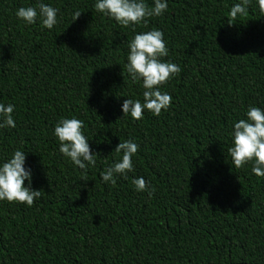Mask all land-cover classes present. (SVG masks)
<instances>
[{
	"label": "trees",
	"instance_id": "16d2710c",
	"mask_svg": "<svg viewBox=\"0 0 264 264\" xmlns=\"http://www.w3.org/2000/svg\"><path fill=\"white\" fill-rule=\"evenodd\" d=\"M39 2L58 9L51 30L16 15ZM166 2L161 16L122 27L97 0H0V104L14 105L16 124L0 128V165L25 152L42 191L30 207L0 201V264H264V177L228 152L234 124L264 111V16L258 0L232 25L241 0ZM154 29L160 59L181 71L160 87L169 109L137 121L122 111L145 91L127 72L128 45ZM72 118L96 154L86 172L54 134ZM127 140L138 145L134 170L105 183ZM141 177L151 195L132 183Z\"/></svg>",
	"mask_w": 264,
	"mask_h": 264
},
{
	"label": "clouds",
	"instance_id": "9594fccd",
	"mask_svg": "<svg viewBox=\"0 0 264 264\" xmlns=\"http://www.w3.org/2000/svg\"><path fill=\"white\" fill-rule=\"evenodd\" d=\"M250 0H241L230 10L228 23L238 17L248 14ZM261 16H264V0H258ZM168 8L166 0H154V7H149L144 0H97L95 10L113 18L122 27H129L147 22V18L161 16ZM57 12L49 5L39 2L35 7H21L17 10V17L25 24H34L39 17L43 28L51 30L57 24ZM81 15L75 12V20ZM127 72L133 81H143V102L126 99L122 105L124 116H131L134 120L142 119L145 110L159 117L162 110L167 111L171 105L172 97L161 92L160 87L170 78L181 71L178 65L171 62H162L161 57L167 56L164 34L160 30H152L136 34L128 45ZM14 105L0 104V128H15L13 118ZM119 121V120H118ZM117 121V122H118ZM83 121L61 119L55 126V136L60 142V152L79 169L87 171L89 165H95L96 154L90 150L89 141L82 134ZM233 146L228 149L232 164L240 169L252 162V172L258 177H264V111L259 107H250L247 118L234 124L232 132ZM138 151V145L131 140L121 141L114 153L122 154L121 158L102 173L105 183L116 184L117 175L127 174L133 169V156ZM26 155L16 150L12 157L0 165V201L9 203L18 202L32 206L38 200L42 191L32 190L31 170L25 169ZM29 187H25V181ZM132 183L139 192L149 191L151 195L155 189H148L144 178L134 179Z\"/></svg>",
	"mask_w": 264,
	"mask_h": 264
}]
</instances>
